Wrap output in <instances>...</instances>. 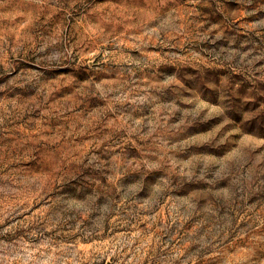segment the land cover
<instances>
[{
    "label": "rangeland",
    "instance_id": "1",
    "mask_svg": "<svg viewBox=\"0 0 264 264\" xmlns=\"http://www.w3.org/2000/svg\"><path fill=\"white\" fill-rule=\"evenodd\" d=\"M0 264H264V0H0Z\"/></svg>",
    "mask_w": 264,
    "mask_h": 264
}]
</instances>
